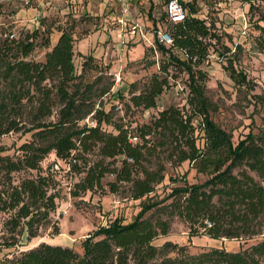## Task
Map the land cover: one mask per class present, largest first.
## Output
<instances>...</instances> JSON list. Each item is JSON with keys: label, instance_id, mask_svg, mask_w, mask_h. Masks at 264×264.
<instances>
[{"label": "trees", "instance_id": "16d2710c", "mask_svg": "<svg viewBox=\"0 0 264 264\" xmlns=\"http://www.w3.org/2000/svg\"><path fill=\"white\" fill-rule=\"evenodd\" d=\"M180 2L181 20H166L160 11L170 41L153 38L159 57L147 63L156 62V70L139 86L129 81L124 91L111 90L109 65L90 53H78L75 69L69 27L41 16L38 26L17 35L0 31V136H24L11 152L0 147V264H264V130L232 140L211 118L216 105L205 92L202 65L216 51L212 21L196 14L194 0ZM259 2L262 22L254 23L252 41L264 55V0ZM52 29L57 35L50 44ZM36 46L46 48L43 57L28 58ZM235 47L223 45L222 51L228 76L240 85L246 78L233 65ZM180 73L186 90L181 104L157 108L146 120L131 117L137 108H154ZM251 97L262 100L259 93ZM50 152L77 175L71 196L106 190L137 200V210L127 220L114 216L87 231L78 250L46 240L27 244L50 223L59 196L56 163L41 164ZM183 162L187 168L178 177L166 174V166ZM187 169L204 177L188 181ZM165 179L171 185L159 197L156 186ZM174 217L189 237L255 240L234 250L208 246L195 252L169 239L153 243Z\"/></svg>", "mask_w": 264, "mask_h": 264}, {"label": "rangeland", "instance_id": "374dc122", "mask_svg": "<svg viewBox=\"0 0 264 264\" xmlns=\"http://www.w3.org/2000/svg\"><path fill=\"white\" fill-rule=\"evenodd\" d=\"M116 3H115V2ZM0 0V31L13 35L38 26V19L45 17V22L52 25L60 24L69 27L72 34V61L78 70L80 56L78 53H90L101 63H107V71L113 77L111 90H125L129 81H136L139 86L150 72L156 70V62L148 64L149 60L159 57L153 50V29L155 19L162 9L160 0H124L121 5L118 0ZM184 1V0H183ZM196 14L205 20L212 21L210 29L215 33L213 47L207 63L202 67L206 70L205 92L215 103L216 109L210 111L211 118L230 133L232 140L246 131L264 130V55L256 49L252 38L257 32L254 23L262 21L257 17L262 8L259 0H248L253 7H248L245 0H194ZM114 4V9L109 8ZM122 7L125 9H122ZM148 10V11H147ZM150 11V12H149ZM121 18V22L116 20ZM134 26L133 33H127V28ZM160 24V23H159ZM162 27L164 25L160 24ZM154 27V28H153ZM139 28V30H138ZM57 32L49 33L50 44ZM236 48L233 65L240 69L246 78L243 84H236L225 68L227 54L223 53V45L232 50ZM46 48L36 46L27 56L41 59ZM229 53V52H228ZM184 74L180 73L156 97L154 108L133 111L131 117L137 121L146 120L157 108L168 104H181L186 90L183 86ZM251 93H259L262 100L254 101ZM121 107V105H120ZM120 113L121 111L118 110ZM18 132H8L0 136V147L3 152H11L15 145L24 137ZM54 161L58 167L56 177L59 184V196L56 198L55 209L50 212V223L41 226L37 235L27 244L38 240L51 243L66 244L79 249V239L87 231L103 224L114 216L122 220L130 218L138 208L137 200L126 198L119 193L108 191H86L78 196H71L68 189L76 178L72 172L66 171V164L55 159L52 152L42 160L44 165ZM187 168L186 162L176 167L166 166V174L179 176ZM109 176L102 179L104 181ZM188 181L201 180L204 175L187 169ZM177 183L181 180L178 178ZM171 182L164 180L156 186L159 197L168 190ZM56 226V229L53 228ZM163 239L184 243L190 252L208 246H223L226 249H237L255 240V237L240 239H213L205 235L187 236L186 227L176 217L172 218L169 230L163 236L153 239L158 244Z\"/></svg>", "mask_w": 264, "mask_h": 264}, {"label": "built area", "instance_id": "2783aa9c", "mask_svg": "<svg viewBox=\"0 0 264 264\" xmlns=\"http://www.w3.org/2000/svg\"><path fill=\"white\" fill-rule=\"evenodd\" d=\"M118 1H120L121 5L124 4V0H118ZM160 2L162 3L161 6L166 20L178 21L183 18L184 10L180 0H160ZM123 9H125V7ZM116 20H118V22L119 21L121 22L120 17H117ZM134 26L135 25L132 24L131 27L127 28L126 30L127 33L130 34L133 33ZM152 31H153V38H156L157 41L162 43H168L170 41L168 34L162 28L155 27ZM84 120L88 124H94V121L91 119L85 118Z\"/></svg>", "mask_w": 264, "mask_h": 264}, {"label": "crops", "instance_id": "0c3cea01", "mask_svg": "<svg viewBox=\"0 0 264 264\" xmlns=\"http://www.w3.org/2000/svg\"><path fill=\"white\" fill-rule=\"evenodd\" d=\"M114 1V0H113ZM137 1H139V2H144L143 0H137ZM115 2V1H114ZM146 2H148L149 3V5H150V1H148V0H146ZM116 3V2H115ZM101 4H104V0H101ZM114 4H111V3H109V8H112L113 7V9H114V6H113ZM123 9V8H122ZM148 11V10H147ZM150 12V11H149ZM150 14H152V16H154L155 17V19L154 20H152V23H154V27H158V28H161L160 26V24H163L164 23V18H162V17H159V14H161V12L159 11V13H158V15H153V12H151ZM160 23V24H159ZM153 27V28H154Z\"/></svg>", "mask_w": 264, "mask_h": 264}]
</instances>
